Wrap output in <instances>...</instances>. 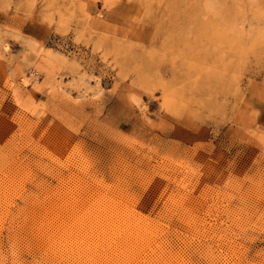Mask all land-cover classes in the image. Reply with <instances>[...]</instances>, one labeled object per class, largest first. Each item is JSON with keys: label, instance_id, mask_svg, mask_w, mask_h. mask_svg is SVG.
I'll use <instances>...</instances> for the list:
<instances>
[{"label": "rangeland", "instance_id": "374dc122", "mask_svg": "<svg viewBox=\"0 0 264 264\" xmlns=\"http://www.w3.org/2000/svg\"><path fill=\"white\" fill-rule=\"evenodd\" d=\"M0 264H264V0H0Z\"/></svg>", "mask_w": 264, "mask_h": 264}, {"label": "built area", "instance_id": "2783aa9c", "mask_svg": "<svg viewBox=\"0 0 264 264\" xmlns=\"http://www.w3.org/2000/svg\"><path fill=\"white\" fill-rule=\"evenodd\" d=\"M36 73H37L36 70H33V71H32V74H36Z\"/></svg>", "mask_w": 264, "mask_h": 264}]
</instances>
